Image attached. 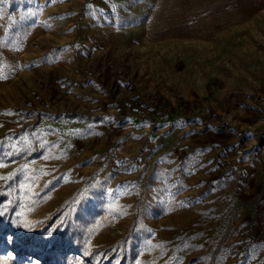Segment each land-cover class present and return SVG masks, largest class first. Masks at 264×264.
Instances as JSON below:
<instances>
[{"label": "rangeland", "instance_id": "1", "mask_svg": "<svg viewBox=\"0 0 264 264\" xmlns=\"http://www.w3.org/2000/svg\"><path fill=\"white\" fill-rule=\"evenodd\" d=\"M0 213V264H264V0H0Z\"/></svg>", "mask_w": 264, "mask_h": 264}, {"label": "bare ground", "instance_id": "2", "mask_svg": "<svg viewBox=\"0 0 264 264\" xmlns=\"http://www.w3.org/2000/svg\"><path fill=\"white\" fill-rule=\"evenodd\" d=\"M22 257L26 260H36L35 262H38L37 261V258H35V256H33L32 254H27V253H23Z\"/></svg>", "mask_w": 264, "mask_h": 264}, {"label": "snow or ice", "instance_id": "3", "mask_svg": "<svg viewBox=\"0 0 264 264\" xmlns=\"http://www.w3.org/2000/svg\"><path fill=\"white\" fill-rule=\"evenodd\" d=\"M0 214H2V213H0Z\"/></svg>", "mask_w": 264, "mask_h": 264}]
</instances>
